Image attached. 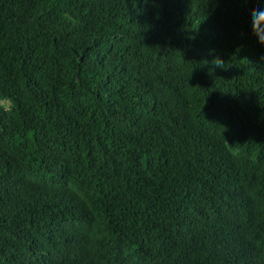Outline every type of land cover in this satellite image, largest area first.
<instances>
[{
  "label": "trees",
  "instance_id": "obj_1",
  "mask_svg": "<svg viewBox=\"0 0 264 264\" xmlns=\"http://www.w3.org/2000/svg\"><path fill=\"white\" fill-rule=\"evenodd\" d=\"M253 0H0V264H264Z\"/></svg>",
  "mask_w": 264,
  "mask_h": 264
},
{
  "label": "clouds",
  "instance_id": "obj_2",
  "mask_svg": "<svg viewBox=\"0 0 264 264\" xmlns=\"http://www.w3.org/2000/svg\"><path fill=\"white\" fill-rule=\"evenodd\" d=\"M259 4L256 15L251 18L252 35L257 39L261 46H264V0H253Z\"/></svg>",
  "mask_w": 264,
  "mask_h": 264
}]
</instances>
